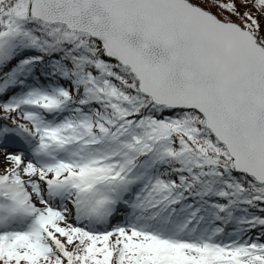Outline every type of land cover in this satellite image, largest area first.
<instances>
[{"label": "snow or ice", "instance_id": "obj_1", "mask_svg": "<svg viewBox=\"0 0 264 264\" xmlns=\"http://www.w3.org/2000/svg\"><path fill=\"white\" fill-rule=\"evenodd\" d=\"M0 264H264V0H0Z\"/></svg>", "mask_w": 264, "mask_h": 264}]
</instances>
